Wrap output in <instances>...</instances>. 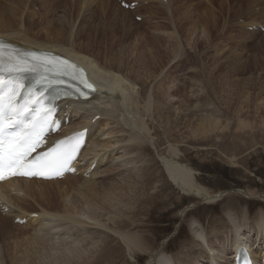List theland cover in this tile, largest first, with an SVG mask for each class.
<instances>
[{"label": "rangeland", "instance_id": "obj_1", "mask_svg": "<svg viewBox=\"0 0 264 264\" xmlns=\"http://www.w3.org/2000/svg\"><path fill=\"white\" fill-rule=\"evenodd\" d=\"M6 1L10 2L9 0H0V4L2 5ZM12 1L18 3L16 0ZM108 1L110 4L108 6L105 5V7V3L101 6L102 1L94 2V4L89 1L92 6L88 3L89 6L87 5L83 11L86 13V9L91 7L92 12L88 16L97 17L98 19L104 14V8L112 13L115 8L121 7L118 0ZM142 1L140 0L141 4ZM204 1L206 3L203 0H187V9H181L182 3L180 5L178 1H175L171 8L175 17L171 22L170 29L164 26L167 20H164L163 15L159 12H156L157 18L153 19L148 16V11L144 9V6L139 11H130L133 13L130 18H133V21L130 23L133 25L132 28L135 30V34L131 37L126 34L121 39L125 43H120V35H115L109 41L110 45H116L114 53L120 51L123 53L119 64L121 63L122 69L127 71L123 72L124 74L128 75V72H131L137 80L147 81V86L143 88L147 91V94L153 90H160L163 95L164 93L170 94L173 97V101L169 102L162 94L154 101L164 111H159L160 115L155 113L153 122L151 119L148 120L151 123L150 133L154 138L151 137L153 140L149 142L147 137L142 134L140 135L142 138L139 137V142L136 143V141L132 140L133 132H130L124 126L123 128L117 126L118 114L113 120L106 122V125L111 127L113 136L117 139H125V142L118 144L119 146H116V148L123 145L129 150L127 149V152H123L124 148H122L119 151L125 155L122 158L123 168L119 167L118 169V167H115L105 174L102 173L93 182L106 179L105 182L107 183L118 180L119 184L129 185L135 181L134 184L139 185L137 188L144 186L145 194L141 198V203L137 199L135 200L137 203L135 202L136 206L133 212H131L132 210L125 212L121 221L126 222L127 226L119 231L118 229L113 230L115 226L108 220L116 217V210L111 209L110 212V209H106L107 206H105L106 214L101 215L103 228L96 224L85 226L88 233L82 235H80L81 232L78 229L74 228L75 230L72 231V234L75 235L72 237L82 240L81 244L89 250V253L91 252L90 255L92 257L98 254L104 256L99 262L97 259L94 260V264H161L156 259V254L160 251L172 258L175 264H208L207 258L210 260L209 256L211 257L208 252L211 241H214L216 249L219 248L216 252L218 256L219 251L222 250L220 256L224 257L221 256L222 261L219 263H225L227 257L231 258L229 244L234 242V239L233 241L231 240V235L235 229L233 223L240 225L238 227L244 233L249 232L253 241L257 237L258 239L262 237V242L264 241V230L258 231L257 227H255L260 215H264V32H251L248 30L250 25H247H253L259 20L257 23L261 22L260 25H264V8L253 7L251 10H246L242 3H239V0H231V8H229L227 3L228 5L221 9L220 14L218 6H215V8L212 4H208L207 0ZM218 1L220 2L214 1L215 5L221 2H223V5L225 3L223 0ZM43 5L46 6L44 7ZM75 5L72 0H33L30 5L31 9L26 4L23 9L17 10V19L23 20H17L15 24H19V27L16 30L14 29V32H22L24 30L22 35L29 33L26 35L31 34L34 40L47 43L45 31L49 30L52 33L48 34V36L50 35L48 39H54L56 42L57 37L54 32L60 30L61 26L60 24L53 23L55 26L51 24V19L61 17L64 21L67 20L66 22L70 21L75 12ZM35 7L37 11H34ZM38 8L40 9L38 10ZM152 8L156 9L158 6H152ZM50 9L53 11L55 9L58 10L52 12ZM21 10H24V13ZM30 10L34 12H30ZM186 10L192 15L186 23L189 28L186 26L181 27L183 20L179 19ZM6 12L7 14L9 13L8 10ZM210 12L214 13L213 17L216 19L210 15ZM224 12L231 14L225 15ZM175 13L177 14L175 15ZM137 14L143 15L140 17L142 21H137V17H139L136 16ZM255 14L260 16L259 20L256 19ZM82 15L83 13L78 19L79 22ZM145 16H148V18L146 19ZM215 22L216 24H214ZM168 23L170 24V22ZM22 25L27 29L22 27ZM65 26L68 25L66 24ZM69 28L70 26L67 27L65 38H68ZM5 31L8 32L9 30ZM53 34L55 37H53ZM225 35L229 36V40L225 38ZM82 43L86 45V41H82ZM167 46H172L176 50L179 47L184 49L183 57L179 64L180 54H182L181 50L167 58L166 53L169 52ZM224 46L227 48H224ZM172 47L170 48L172 49ZM226 49H231L235 53L234 56L237 55L238 57L232 58V56L227 54ZM97 50L95 52L96 55L98 53ZM102 50L103 48L99 49V52L101 53ZM158 50L161 52L157 53H161L162 56H156L155 51ZM237 52L238 54H236ZM214 56L217 59H214ZM186 57L189 61L187 66L185 63ZM105 58L108 61L114 59L112 55H105ZM237 59H241V61ZM148 61L150 62L147 63ZM235 62L237 64L240 62L244 63L242 72L239 68L235 70L238 67ZM144 65L151 70H144ZM159 65L161 66L160 71L156 73L155 79L150 83L149 80L152 73L159 69ZM138 103H140V100L136 104ZM139 105L141 108L142 104ZM185 116L187 119H184ZM190 116L191 118L212 117L219 119L224 126L228 125V129L219 130L207 136H195L194 133L200 122L189 120L191 119L188 118ZM145 117L148 118L147 116ZM239 119L246 120L249 126L243 127V124L239 123ZM78 121H81L79 117L74 123ZM95 135L96 133L91 137L93 144L97 143L94 138ZM131 146L134 147V150L131 149ZM171 146L178 148L180 156L177 160L193 171V175L200 186L212 196L222 195L218 201L209 203L202 198L187 196L175 186L176 184L174 185L170 181L165 172L162 157L171 159L172 156L169 152ZM112 149L114 148L112 147ZM108 153H112V151ZM103 155L101 154V156ZM93 156L94 154H88L85 161L93 162ZM120 162V159L116 162L114 161L112 166L114 167ZM90 164L85 163V168ZM107 168L108 166L101 164L97 171ZM65 188L70 194L73 193L72 186L63 183L61 189ZM52 191L54 194L58 192L55 187H53ZM128 193L127 197L134 198L132 191ZM42 198L40 196L35 198L37 204L29 201V204L35 208L33 211L36 210L41 213L43 208H45L41 207L43 202L40 200H43ZM89 198L96 207L99 206L101 197L96 198L93 195H89ZM46 199L48 200V198ZM43 201L45 202L46 200ZM50 204L54 212L60 215L64 213L62 211L64 205L61 204L60 206V200L55 203L50 202ZM233 206L236 208L232 209ZM120 207H124L125 210L130 208L127 202ZM27 208L30 207L28 206ZM57 209H61V211ZM4 217L6 216L4 215ZM83 219L85 220V217ZM12 222V224L19 227H8L7 229V234L4 236L7 243L5 248L3 245V249L5 252L7 249L9 261H5L6 257H4L5 252L3 250L2 253L0 252V259L4 253L1 264H39L40 262H48L47 257L49 255H47L48 252H45V249L48 248L46 246H49L48 244L43 245L41 248L37 245L33 248L25 244L24 236L37 233L40 228L37 226L31 227V225L25 226L30 223L21 225L15 221ZM193 222L198 223V227L197 225L194 227ZM79 228L82 231L84 229V227ZM109 228L112 229L110 230ZM121 231L129 232V234L136 233L141 238H147V243L149 241L148 244L152 247L151 251L149 253L130 254L122 240L115 233ZM64 232L65 230L63 232L58 231L59 234L55 237L62 239L70 235L67 231ZM199 232L204 237L198 238ZM105 234L109 237L107 238ZM2 235L3 233L0 231V240L3 239ZM49 236L51 237L52 235ZM92 236L95 237V242H97L95 247H92V243H89ZM199 239L203 240L200 241ZM219 241L221 242L218 243ZM1 243L3 244V241H0ZM102 243L103 245H101ZM220 244L225 247V250L222 246L217 247ZM261 246L264 247L263 244ZM94 248L95 250L98 248L96 250L97 254ZM98 250L101 251L98 252ZM38 252L42 258H39ZM222 252L225 254H222Z\"/></svg>", "mask_w": 264, "mask_h": 264}, {"label": "bare ground", "instance_id": "obj_2", "mask_svg": "<svg viewBox=\"0 0 264 264\" xmlns=\"http://www.w3.org/2000/svg\"><path fill=\"white\" fill-rule=\"evenodd\" d=\"M9 1L10 2H7V1L3 2L2 5L0 4V10H2L0 12V38H5L8 40L11 38V39L15 40L16 42L12 41L11 39L9 40V42H12L15 45L23 46V47H26L29 49H41V50H45V51H51V52H54L56 54L62 55L66 58H69L71 61L76 62L78 64V66H80L83 69V75L88 76L90 81H92L94 83L96 90H97V94H95L91 100H87V101L74 100V101L66 102V103L62 104V108H64V111L68 113L69 116H67V117L72 121L71 130L79 131L81 129H87L89 131L88 132L89 139L87 141V146H86V149H84L82 154H81L80 161L86 160L88 154H91V155L94 154L93 162L97 161L99 165L105 164L106 166H108V168L105 170H99V171H97V169H96L94 172L91 173L88 170V168L92 164L91 163L90 165L86 166V168H85V165L83 167L79 168V170L82 171V173H81L80 177H78V178L75 176L74 177L73 176H67L64 180L48 181V182L27 181L24 179H20V180H16L14 182H11V183L0 185V200H1L3 205H6L9 208L8 213H6V217H4V213L1 211V208H0V231L3 233V235H2L3 239L0 240V241H3V244L2 243L0 244V252L2 253V251L4 250L3 245L5 248V245L7 243L4 236H6V234H7L8 227H19V226H15L14 224H12L13 223L12 221H15L16 218H20V219L27 218L26 224H28V223H30V224L25 225V226H29V225H31V227L37 226L40 228V230L37 233L35 232L34 234L24 236L25 240H26L25 244H27L29 247H33V248L36 245L40 248L43 247V245H45V244L49 245V246H46L48 248L45 249V252H48L47 255H49L47 257L48 262H40L39 264H92L94 262V260H96V259L99 262V260L101 258H103L104 256L102 254L101 255L98 254V255L92 257L90 255L91 252L89 253V250L81 244L82 240H79L78 238L72 237L73 235H75V234H72V231L75 230L74 228L78 229L79 232H81L80 235L88 233L87 227H85V226H91V225L96 224V225H99V227L102 226V228H103L104 225H103V222L101 219V215L106 214L105 206H107L106 209H110V212H111V209L116 210V214H117L116 217L109 218L108 220H109V222L114 224L115 227H113L114 228L113 230L118 229V231H119V230H121L127 226L126 222L121 221V218H123L125 212H129V210H132L131 212H133V210H135V206H136L135 202L137 203V201H139V203H141V198L145 194V189H143L144 186H142V187L140 186V188H137V186H139V185L134 184L135 181H133L132 184H129V185L119 184L118 180H116L114 182H110V183L105 182L106 179H104L103 181H99V182H93V181H95V178L98 177L102 173L105 174V173H107V171H109L115 167H118V169H119V167L123 168L124 165L122 162V158L125 156L123 152H127V149H128L127 147H124L123 145L116 148V146H119L122 142L124 143L125 139H117L115 136H113L114 134L112 133L111 127H109V125L107 126L106 122L113 120V118L116 116V114H118V119L116 120L117 126L118 127L120 126L122 128L124 126L125 128H128V130L130 132H133V135L131 136L132 140L136 141V143L139 142L140 138H142V137H140V135L142 134L143 136L147 137L148 142L152 141L154 138L151 136V133H150L151 123H149L150 121L148 122V120L151 119L153 122L154 114L158 113L159 111L162 112L163 109L158 107L154 103V101L158 98V96L160 94H162V92L160 90H153L147 94V91L145 89H143V88H145V86H147V81L137 80V78L133 77V74L131 72H128L129 74L128 73L127 74L129 76H131L132 78H134L135 80L132 79L131 77H129L128 75L124 74L127 71L122 69L123 67L120 66L121 63L119 64V61L122 60L123 53L121 51L114 53V49H115L116 45H110L109 41H111L115 37V35H118V36L120 35V43H125V42H122L121 39L126 34H129L128 35L129 37H131L133 34H135V30H133V28H132L133 25L130 23L131 21H133L132 20L133 18L130 19L132 14H133L132 12L125 11L121 7H119V8H115V10L111 13V11H109V10L106 11V9L104 8L105 12L102 11V12H104V14L100 18L97 19V17L93 18V17L88 16L89 13L92 12L91 7L90 8L88 7L86 9V11H87L86 13H84L83 10L85 9V7L87 5L89 6V4H91L90 2H93V4H94V2H101L102 1L101 6L104 3H105L104 7H105V5L108 6L110 4L108 0H72L73 4H76L77 6L75 5V12H74L71 20L69 19L70 21L66 22L67 20L64 21L63 19H61V17L58 18L59 20L57 19V17L51 19V24H53V23L54 24H60L61 29L56 30V32H54L56 37H57L56 42L54 41V39L53 40L48 39V37L50 36V35L48 36V34L49 33L51 34L52 32H50L49 30L45 31V33H46L45 37H46V41H47V43H46L43 41L38 42L37 40H34V38L31 37L32 36L31 34L26 35L29 33H26V34L24 33V35H22V32L24 30L22 32H19V31L14 32V29L16 30L19 27L18 26L19 24H15V23H17V20L20 19V18L17 19V15H18L17 10H19L20 8L23 9V7L26 5V3L24 0L23 1L22 0H16L18 3H15V1H12V0H9ZM175 1H178L179 4L182 3V5L180 4L181 9L182 8L183 9L188 8L187 0H150L149 2H147V6L146 7L144 6V9L146 11H148V16L150 18H153V19L157 18L156 12H159L160 14H162L164 17L163 19L167 20V23L164 26L166 28L168 27L170 29L171 22L173 21V19L175 17L174 12L171 10V8L173 7L172 5L175 4ZM214 1H216L217 3L220 2L218 0H207V3L208 4L210 3V5L212 4L214 7L218 6L217 8L219 9L220 14L222 11L221 9L224 6L229 4L228 6H229V8H231V4H230L231 0H223L225 2L224 5H223V2L219 3L218 5L217 4L215 5ZM142 2H144V0ZM203 2H205V1L203 0ZM239 3H242V5L246 8V10H251L253 7H260V8L263 7L264 8V0H239ZM156 5L158 6V8H156V9L152 8V6L156 7ZM43 6L45 7L46 5H43ZM91 6H92V4H91ZM140 6L143 7V5H140ZM174 7H175V5H174ZM207 7H208V5H207ZM6 10L9 11L8 14H7ZM50 10H52V9H50ZM55 10H58V9H55ZM174 10H175V8H174ZM21 11H23V13H24V10H21ZM54 11L52 10V12H54ZM136 11H139V10H136ZM82 13H83V15L81 16L82 18L80 19V22H79L78 19L80 18V15ZM65 14H67V13H65ZM123 14H124V16H122ZM139 14H137L136 16H139V17L143 16V15L140 16ZM176 14L177 13H175V15ZM213 14L211 13L210 15L213 17ZM224 14L230 15L231 13L224 12ZM47 15H48V13H47ZM113 16H114V18H112ZM180 16H181V14H180ZM191 16L192 15L189 14V12L186 10L185 13H183V15L181 17H179L180 20L181 19L183 20V22H181V23H183L181 27L186 26L187 20ZM23 17H25V16H23ZM259 17H260L259 15L258 16L256 15L257 20H259ZM62 18H64V17H62ZM68 18H69V16H68ZM213 18H215V17H213ZM21 20H23V19H20V21ZM257 20H255V21H257ZM259 21H257V22H259ZM134 22H136V21H134ZM168 22H170V24ZM216 22L214 24H216ZM257 22H255V23H257ZM120 23H121V25H120ZM260 23H258V24H260ZM66 24L68 26H70V28L68 29V31H69V35L67 36L68 38H65V36H64L66 34V30L68 27V26H65ZM135 24H137V23H135ZM250 26H252V25H250ZM22 27H25V26L22 25ZM186 27H188V26H186ZM5 30H9V31L6 32ZM55 35L53 37H55ZM229 36H230V34H229ZM229 36L225 35V38H227L229 40ZM35 38H37V37H35ZM220 38H222V36H220ZM82 41H86V45L83 44L84 42L81 44ZM21 42H22V45H21ZM75 42H76V45H75ZM78 42H79V44H77ZM102 42H103V47H102ZM236 43H237V41H236ZM240 45H242V44H240ZM85 46H86V48H85ZM83 47H84V49H83ZM99 47L103 48L101 53L99 52V49L101 50V48H99ZM170 47H172V46L168 47L169 52L166 53L167 58H168V56H172V54L173 55L177 54L179 52V50H181L182 54H180L181 57L178 61V64H179L182 60L184 49L182 47L180 49V47H179V49L176 50L174 47H172V49H173L172 50ZM225 47L226 46H224V48ZM235 48H237V46H235ZM243 48H244V46H243ZM243 48H241V49H243ZM96 50L98 51L97 55L95 54ZM91 51H92V53H91ZM157 52H161V51L160 50L155 51L156 56H162L161 53H157ZM226 52H227V54L232 56V58L233 57L236 58L235 56H237V55L234 56L235 53H233V51L231 49H228V50L226 49ZM236 54H238V52ZM105 55L106 56L112 55L114 59L111 61H108L105 58ZM95 56H97V57H95ZM163 56H165V55H163ZM241 56H242V54H241ZM243 56H244V54H243ZM214 59H217V58L215 57ZM228 59H226V60H228ZM234 60L236 61V59H234ZM237 60H239V59H237ZM239 61H241V59ZM149 62L150 61H148L147 63H149ZM185 63H186V66L189 64L187 57L185 58ZM243 64L241 62L238 64L236 63V66H238V67H236L235 70L237 68H239V70H241V72H242ZM144 66H145L144 70H151L148 66H146V65H144ZM233 67H234V65H233ZM160 68H161V66L159 65V69L155 70L152 73V76L149 80L150 83L155 79V75L157 72L160 71ZM181 70H182V68H181ZM231 70H233V68H231ZM141 82H144V83H141ZM165 94H167V95L165 96ZM163 97L167 98V100L169 102L173 101L172 100L173 97L168 93H164ZM138 100H140V103L136 104ZM139 104H142L141 108H140ZM67 105H68V108H67L68 110H65ZM97 115H100L101 119L98 122L93 124L92 120ZM145 116H147L148 118H146ZM78 117H79V119H81V121L74 123L75 120L78 119ZM161 118H162V116H161ZM188 118H191V116ZM184 119H187L186 116ZM189 120L200 122V124L197 126V129L194 133L195 136H197V135L207 136V135L212 134L214 132H217L219 130L224 131V130L228 129V125L224 126L223 123L221 122V120L216 119V118H212V117H205V118H195L194 117V118H191ZM160 121H163V120H160ZM239 123L243 124V127L249 126V124H248V122H246V120L243 121V120L239 119ZM65 129H67V128H65ZM67 130L71 131L70 129H67ZM95 133H96V135L94 138L97 140V143L93 144V142L91 141V137H93V134H95ZM122 133H124V132H122ZM112 147L114 149H112ZM122 148H124L122 150L123 152H119L120 149H122ZM133 148L134 147L131 146V149H133ZM106 150L108 152L112 151V153H108ZM145 150H147V149L145 148ZM98 151H99V153H98ZM169 152L172 156L171 159H165L162 157V159H163L162 161H163V165L165 168V172H166L167 176L170 178V181H172L174 185L176 184L175 186L183 194H185L187 196H195L197 198H202V199H205V202L207 200L209 203L216 202L217 196L210 195L208 191H206L202 186H200L198 184L196 178L193 175V171L191 169L187 168L184 164L180 163L177 160V159H179V156H180V151L178 150V148L171 146ZM101 154H104V155L101 156ZM119 159L121 160L120 164L115 165L113 167L112 164L114 163V161L116 162ZM141 168H143V167H141ZM63 183H67L68 186H72L73 187V193L70 194V192H67L66 188L61 189ZM44 186H45V188H43ZM53 187H55L58 190L57 194H54V192L52 191ZM129 191H132L134 193V198L130 197L131 200L129 197H127L129 194L128 193ZM89 195H93L96 198L101 197V202L99 201L100 203H99L98 207H96L94 205V203H92L93 201L89 198ZM38 196L43 197L42 199L46 200L45 202L43 200H40L41 202H43L41 207H45V208H43L41 213H38V211H36V210L33 211L35 208L32 207L31 204H29V201L30 202L33 201L36 203L35 198ZM79 196L81 198H76ZM46 198H48V200ZM136 199H137V201H135ZM59 200H60V206H61V204L64 205V209L62 210L64 213L61 215L57 212H54V209H53L52 205L50 204V202L55 203V202H59ZM132 201H134V202H132ZM125 202H127L128 207H130L127 209L128 211L125 210L124 207H120ZM44 203H46L47 205ZM28 206L31 209L27 208ZM33 206H35V205H33ZM235 208L236 207L233 206L232 209H235ZM232 209L230 208V210H232ZM57 210L61 211V209H57ZM100 210H102L101 213H99ZM31 213H38V218L31 219L30 217H28L29 214H31ZM57 216H58V218H57ZM83 217H85V220L83 219ZM244 221H246V219H244ZM192 224L195 227L196 222H193ZM233 224H234V228H235L234 229V233H235L234 234V242L231 245V249L233 250V253L235 254L236 252H239L242 247H246L252 252L254 257L257 258V252H254V249L258 248V249H260L259 250L260 259H264V249L261 246V244L264 245V241L262 242L261 241L262 239L258 240V238L255 239V241L251 240L249 235H247L245 233L243 234L240 231L241 229H240V227H238L240 225H238L237 223H233ZM79 227H82V228L84 227L83 231ZM255 227H257L258 231L264 230V215L263 214L260 215L259 221L256 223ZM109 229L111 230L112 228H109ZM63 230H65V232L67 231L70 235L68 237H66V238L64 237L62 239L60 237H55L56 235L59 234L58 231L63 232ZM115 233L118 235L119 239L122 240L123 244L125 245L126 249L130 252V254L135 255L137 253H143V252L149 253L152 249V247H150V245L148 244L149 241H148V243L146 241L147 238L146 239L141 238L140 235H138L136 233L135 234H131V233L129 234V232H122V231L121 232H115ZM49 235H52V236L50 237ZM78 235H79V233H78ZM105 237H103V239H105ZM108 237L109 236H107V238ZM197 237L202 238V237H204V235L199 234V235H197ZM90 239H91V241L89 243H92L91 246L95 247L97 245V242H95V237L92 236ZM199 240L202 241L203 239H199ZM109 241H110V238H109ZM218 243H220V242H218ZM101 245H103V243ZM214 246H216L214 241H211V245H210L209 250H211L213 252V254H211V252L209 253V255L211 254L212 256H211V260H208V258L206 257L207 262H212V264H220L219 263L220 257H218V255L215 254V252L219 248L217 250H214ZM220 247H221V245H220ZM89 248H91V247H89ZM224 248L225 247H223V249ZM96 250L94 248V251H96ZM100 251L98 250V252H100ZM221 251H219V252L221 253ZM262 251H263V254H262ZM3 252H5V250ZM220 253H219V256H220ZM223 253L224 252H222V254ZM38 254H39V252H38ZM96 254H97V251H96ZM2 255H1L2 258L0 259V264H1V262H3V256ZM4 257H6L5 261H9L7 249H6ZM113 257H115V256H113ZM222 257H224V256H222ZM225 257H226V255H225ZM39 258H42V256L40 254H39ZM156 259L161 264H175V262L172 258L164 255L163 253H161V251L156 254ZM23 260H25V259H23ZM231 261L232 260L228 258L226 261L227 263L222 262L221 264H230ZM231 264H232V262H231Z\"/></svg>", "mask_w": 264, "mask_h": 264}, {"label": "snow or ice", "instance_id": "obj_3", "mask_svg": "<svg viewBox=\"0 0 264 264\" xmlns=\"http://www.w3.org/2000/svg\"><path fill=\"white\" fill-rule=\"evenodd\" d=\"M70 68L75 65L59 56L20 53L0 42V180L10 176L52 179L75 171L72 165L86 133L61 139L47 150L38 151L45 145L47 135L59 129L58 106L45 95L49 89L76 80L79 75L80 83L94 90L82 72L78 74ZM29 74L31 85L26 83ZM76 95L87 99L88 92L77 88ZM68 144L72 146L65 147Z\"/></svg>", "mask_w": 264, "mask_h": 264}]
</instances>
